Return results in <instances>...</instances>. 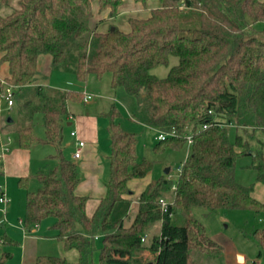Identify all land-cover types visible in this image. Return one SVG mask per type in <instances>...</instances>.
<instances>
[{"label":"trees","instance_id":"obj_1","mask_svg":"<svg viewBox=\"0 0 264 264\" xmlns=\"http://www.w3.org/2000/svg\"><path fill=\"white\" fill-rule=\"evenodd\" d=\"M132 1L149 12L142 18L128 17L129 29L123 32L115 26L98 30L103 19L96 20V15L117 16L124 0H0V63L9 72L5 80L16 87L14 100L22 122L42 115L44 136L35 139L30 127H22L17 146L29 149L34 142L56 146L53 168L34 174L35 191L27 190L28 178L17 181L25 190L22 228L28 233L52 218L54 238L64 250L78 254L75 263L40 255L34 264H127L108 254L136 250L155 253V264H196L191 251L214 257L221 247L192 217V208H201L206 215L219 210L264 213V203L251 195L252 187L234 179L236 159L252 152L250 168L257 180L264 179V142L255 140L264 134V28L255 27L264 25V2ZM40 55H49L52 70L71 73L82 85L90 76L98 80L110 76L112 90L122 88L135 98V122L170 134L158 140L154 150H181L185 137L192 135L165 212L159 200L168 195L172 183L161 176L138 196L129 226L124 220L110 221L114 206L128 199V183L144 178L150 167L137 159L136 137L120 130L111 105L105 115L109 141L105 193L87 216L88 197L75 193L77 168L59 147L70 115L66 102L80 101L81 92L69 91L59 103L48 98L36 66ZM170 56L177 64L165 78L149 73L167 65ZM239 131H250L258 148L251 150ZM157 223L158 234L142 243L141 237ZM251 236L259 249L257 258L264 259V229ZM96 250L98 260L93 262ZM9 258L4 253L0 264Z\"/></svg>","mask_w":264,"mask_h":264},{"label":"rangeland","instance_id":"obj_2","mask_svg":"<svg viewBox=\"0 0 264 264\" xmlns=\"http://www.w3.org/2000/svg\"><path fill=\"white\" fill-rule=\"evenodd\" d=\"M264 2V0H261ZM7 9H2V13H7ZM257 29H263V24H257L255 26ZM177 64V58L170 56L168 58L167 65L157 66L149 71L151 75L158 79H163L167 76L169 70ZM106 76L104 75L96 84L101 86L103 89H108L115 92L114 100L107 101L105 99H99L97 97L91 96L88 103H83L82 101L77 102H66V107L71 109L75 115H85L87 111L97 116L99 121V142L101 146H108V135L106 133L107 119L104 113L109 108L108 106L114 105L117 112L115 122L119 125L120 130L123 133L134 134L136 137V157L139 161L147 162L150 167L147 175L151 176L150 181H155L161 176H165L172 183V189L166 197L163 199L170 203L173 198L174 189L176 187V182L178 178L177 168L185 160V155L187 152V145L184 144L181 150L174 151L172 149L154 150V144L157 142V131L144 126L132 119L135 112L137 103L135 98L128 95L122 88H117L112 90L104 82L106 81ZM95 81V79H94ZM101 81V82H99ZM44 86L46 96L57 103L61 100L64 95L69 91H80L83 93L82 84L76 81L74 75L71 73H64L61 71H54L52 77L48 76L47 79H43L42 83ZM106 85V87L104 86ZM101 87V88H102ZM83 95V94H82ZM7 116L5 118L12 119L13 123L10 124L8 130V135L10 141L8 142V150H12L17 147V134L16 131L22 127H31L32 133L35 137H43V126H42V115L40 113L35 114L31 121L22 122L21 120V109L15 103L7 110ZM5 113V114H6ZM23 115V114H22ZM19 116V118H18ZM70 130L65 124L63 125V134L66 136ZM243 141L248 142L249 148L251 150H256L258 148L257 142L255 140H261L264 142V134H261L254 139H250L251 132L242 133L237 132ZM259 137V138H258ZM46 150V147H41ZM63 149V156L69 159V152ZM264 152V151H263ZM8 153V152H7ZM5 153V154H7ZM44 159L42 162L41 170H49L53 168L54 162L49 159L46 155L48 152H44ZM251 156H240L235 161L234 168V179L235 181L243 186L252 187L251 195L257 197V199L264 202V194H262V189L264 188V179L262 181L257 180V173L250 168ZM2 159L0 158V164ZM168 169V173L165 174V170ZM2 186V178L0 177V187ZM38 188V183L34 178H29L27 184L28 191H35ZM21 197L25 194V190L20 188ZM22 197V198H23ZM20 196L16 197L14 201L15 204L13 209H11V216L8 222L16 225L18 219H23L24 212L22 211L24 205V198L18 204ZM2 206V205H1ZM90 209L88 205L87 211ZM191 215L195 218L198 223H200L205 231V234L214 242H216L221 247V253L217 256L211 257L202 254L198 251L191 252V258L196 264H238L239 257L243 259L242 264H264V259L257 258L258 247L252 238V232L256 229H264V213H254L248 210H219L214 214H204L201 208H192ZM2 214L0 213V219H2ZM53 222L52 218H47L43 220L38 227V232L34 234L35 237L44 239L42 247L38 250L39 255L48 256H59L60 255V242L57 243L53 240L54 231L50 228ZM157 227V224L154 225ZM35 230V229H34ZM156 229L153 228V232ZM9 238L13 241V244H7V239ZM46 239V240H45ZM49 239V240H48ZM4 242V243H2ZM22 244L21 231L16 230L6 223L0 226V257L4 253H9L10 258L5 262V264H20V247ZM97 246L99 244L97 243ZM59 248V249H58ZM98 250L93 253L92 260L97 262Z\"/></svg>","mask_w":264,"mask_h":264},{"label":"crops","instance_id":"obj_3","mask_svg":"<svg viewBox=\"0 0 264 264\" xmlns=\"http://www.w3.org/2000/svg\"><path fill=\"white\" fill-rule=\"evenodd\" d=\"M148 10H143L139 5L134 3L132 0H124L123 6L119 14L113 18H108L107 14L104 13L98 17L96 15V20L99 18L103 19V22L97 25V29L100 31H105L108 26H115L119 30L126 32L129 27L127 24L128 17H146L148 15ZM51 58L49 55H40L37 58V70L43 79H47L48 76L52 77L54 70L51 69ZM65 73V72H64ZM9 75L8 67L6 64L0 63V79H6ZM95 79V81H94ZM98 80L90 76L87 82L82 86L83 93H86L90 96L97 97L99 99H105L107 101L114 100L115 92H112L108 89H103V87L98 88L96 84ZM101 82V81H99ZM110 88V76H106V81L104 82ZM106 85H104L106 87ZM44 88V86L41 84ZM81 100L82 101V94ZM91 99V98H90ZM83 102V101H82ZM83 102V103H88ZM104 113L110 110L111 106ZM69 112V117L65 121V125L70 128L66 136H63L60 150L63 155V149H66L69 152V159L72 163L75 164L79 181L75 188V193L79 196L88 197L86 203V214L91 216L94 209L97 206L98 200L105 193V183L107 181V160L109 155V144L108 146H101L99 142V121L97 116L93 115L89 111L85 115H75L66 107ZM7 110L5 103L0 102V144H6L8 148V142L11 140L8 135V130L10 124L13 123L12 119L5 118L7 116ZM6 113V114H5ZM19 118V116H18ZM22 119V114H21ZM10 120V122H9ZM30 127V126H29ZM31 128V127H30ZM19 130V129H18ZM16 131V134L18 132ZM32 130V128H31ZM75 131L79 140L85 143L84 148L81 150L80 157L78 159H73L72 154L76 149L75 139L70 136V132ZM107 133V132H106ZM33 134V133H32ZM34 136V135H33ZM44 136V134H43ZM35 139H41L40 137H35ZM158 141V140H157ZM46 147V150H41ZM56 146L52 144L41 145L37 142H34L29 149H21L18 146L14 147L12 150H8L7 154H4L1 162V173L0 177L2 178V186L0 187V196L4 195L9 202L3 206L0 203V213L2 214V219H0V226L4 223L10 225L16 230L21 231V240L22 244L19 245L20 249V264H34L35 258L40 256L37 252L42 247L44 239L35 237L34 234L38 232L39 225L33 227L30 232H24L22 225L19 224L21 219H18L16 225L9 223L8 220L11 216V209H13L15 200L17 196H20L18 204L24 198L20 188L17 185V181L20 178H34V174L41 170L42 162L44 159V152H48L46 155L56 164L51 156L55 153ZM150 175H146L142 179H135L128 183L129 196L127 201L117 203L110 214V221L124 220L125 225L129 226L135 217L137 211V199L140 193L145 189V187L152 181ZM262 194H264V188L262 189ZM254 199L264 203L263 201L257 199V197L252 196ZM2 205V206H1ZM88 205L90 209H88ZM24 212V205L22 208ZM12 222L11 220H9ZM153 228L156 229L153 232ZM160 223H157V227L154 226L146 232L144 244L149 243L150 238L153 235H157L159 232ZM35 229V230H34ZM53 240H56L53 235ZM7 239V244H13L9 238ZM46 240V239H45ZM49 240V239H48ZM57 241V240H56ZM4 243V242H2ZM57 243H59L57 241ZM60 255L58 257L64 258L69 263H75L78 259V254L75 250H64L62 244L60 243ZM59 249V248H58ZM192 252V251H191ZM190 252V257H191ZM109 257L115 260L123 261L127 264H155L156 254L151 253L147 250H136L129 253L124 252H110ZM98 260V259H97ZM242 261H238V264H242ZM257 264V263H256Z\"/></svg>","mask_w":264,"mask_h":264},{"label":"built area","instance_id":"obj_4","mask_svg":"<svg viewBox=\"0 0 264 264\" xmlns=\"http://www.w3.org/2000/svg\"><path fill=\"white\" fill-rule=\"evenodd\" d=\"M16 87L10 83H8L5 79H0V102L5 103L7 108H11L14 105V93H15ZM91 96L83 93L82 95V101L83 102H87L88 100H90ZM206 126H203L202 129H205ZM173 136V134H171ZM70 136L73 137L75 139V146L76 149L72 154L73 159H78L80 157V153L81 150L84 148L85 143L81 140L78 139L76 132L75 131H71L70 132ZM168 136H170V134H166L164 132H159L158 136H157V140H164L165 138H167ZM186 140V145H187V152L185 155V159L187 158V156L189 155V151H190V146L192 144V135L189 134L185 137ZM8 152V148L6 144H0V158L3 157V155L5 153ZM181 169V166L177 168V172L179 173ZM9 202V200L4 196L1 195L0 196V203L5 206L7 203ZM172 200L170 201V203L166 202L164 199H160L159 200V206H160V210L161 212H165L167 210V205L171 204ZM20 225H22V222H19ZM140 241L143 243L145 241V235H143L140 239Z\"/></svg>","mask_w":264,"mask_h":264},{"label":"water","instance_id":"obj_5","mask_svg":"<svg viewBox=\"0 0 264 264\" xmlns=\"http://www.w3.org/2000/svg\"><path fill=\"white\" fill-rule=\"evenodd\" d=\"M9 122H10V120H9ZM251 155L253 156L254 153L252 152ZM167 173H168V169L165 170V174H167ZM239 261H242V258L241 257H239Z\"/></svg>","mask_w":264,"mask_h":264}]
</instances>
